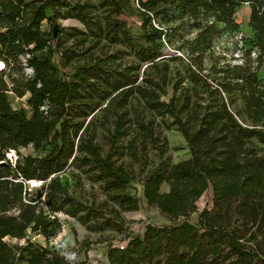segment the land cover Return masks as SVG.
I'll list each match as a JSON object with an SVG mask.
<instances>
[{
	"label": "trees",
	"instance_id": "16d2710c",
	"mask_svg": "<svg viewBox=\"0 0 264 264\" xmlns=\"http://www.w3.org/2000/svg\"><path fill=\"white\" fill-rule=\"evenodd\" d=\"M105 3L103 25L85 4L0 0V62L4 70H31L24 82L13 78L12 86L0 77V264H71L30 235L55 239L63 228L59 214L90 232H121L124 214L139 211L143 200L170 224H148L141 234L112 242L109 264H264V0ZM244 4L250 6L254 35L244 62H216L207 71V54L221 34L239 30L236 13ZM63 13L83 23L93 38L106 33L112 41L117 18L137 15L138 40L125 30L120 34L156 75L141 76V66L121 68L108 54L66 71L71 56L57 24ZM185 28L196 37L183 40L178 52L187 55L194 86L178 94V81L165 101L168 66L157 60L164 41L171 43ZM74 31L84 43L88 34ZM10 92L28 96L27 107L14 108ZM134 101L154 117L172 119L191 154L176 164L162 160L142 180V198L130 192L136 172L119 161L140 160L149 143L157 147L160 139L153 120L137 111L132 116ZM98 123L106 129V154L95 142ZM28 148L36 155L20 153ZM10 151L18 155L15 165L7 159ZM71 166L99 184L104 201H81L68 191L59 175ZM37 181L43 187L35 192ZM196 212L193 224L189 218Z\"/></svg>",
	"mask_w": 264,
	"mask_h": 264
},
{
	"label": "rangeland",
	"instance_id": "374dc122",
	"mask_svg": "<svg viewBox=\"0 0 264 264\" xmlns=\"http://www.w3.org/2000/svg\"><path fill=\"white\" fill-rule=\"evenodd\" d=\"M72 4H85L89 6V11L95 18L103 22L108 14V5L105 0H67ZM250 6L244 4L236 13V20L240 25L237 32L226 31L221 34L214 42L212 53L207 54L205 67L207 71L212 64L220 62L221 65L229 63L231 65L242 64L244 56L251 48V41L254 38L253 32L249 27ZM138 16L132 15L130 18H117L118 30L117 39L106 38V33L99 38H93L88 31V28L74 18H69L66 13H63L57 20L60 28L64 29L62 34L63 46L68 49V56H71V61L65 66L66 71H70L74 66L83 64L86 59L91 56L113 55L117 59L115 64L120 65L121 68L125 66H141V76L146 71L147 75L155 76L154 69L147 68L148 65L141 64L135 56V50L132 49L122 38L120 32L127 31L133 41H137L140 35V29L137 25ZM47 25L45 24V27ZM74 29L82 31L88 36L86 41L83 40ZM196 37V31L182 29L177 32L175 38L169 43L164 41L163 54L158 58L160 65L166 64L168 66V84L163 88L161 95L162 100H169L173 96L174 86L178 81H182L178 94L181 92L183 86L193 87L194 83L191 81L190 73H188V60L185 51H179V47L183 40H193ZM180 53V54H179ZM24 62V60H22ZM166 67H162L165 70ZM206 71V72H207ZM205 72V73H206ZM31 75V70L24 67V70L17 72L11 69H6L0 72V77H3L10 86H12V79L17 78L20 82H24ZM261 75H264L262 73ZM142 78L140 79V81ZM27 97L18 98L14 93H9V98L12 106L20 109L26 106ZM135 109H131L132 116L135 112H139L146 120H153L155 131L160 139V144L154 147L149 143L148 150L144 154H140V160H133L129 156L122 158L119 163L124 164L127 168L136 172V182L133 184L130 192L136 194L137 197L142 198V180L147 174L156 168L162 161H168L176 164L190 158V149L187 142L176 125H173L172 119L169 117L157 118L151 113L144 111L142 104L138 101L133 102ZM102 107H105L103 105ZM101 114L98 113L97 117ZM96 139L95 142L102 148L103 153L108 151V145L105 139L106 129L96 124ZM127 141H125V144ZM160 147L163 154L160 153ZM20 153L23 155H33L36 153L33 149H21ZM61 182L67 186L68 191L81 201L91 202L95 199L97 202L105 200L102 191L99 189V184L89 180V177L82 174L81 169L76 166L69 167L61 175H59ZM35 192L42 190V183L38 182L32 185ZM205 206V201L199 202V208ZM59 218L63 223L61 233L50 242L45 238L37 235H30L32 241L43 246L55 248L61 256L65 257L71 264H109L107 259V247L112 242H119L126 237H134L143 232L148 224L164 226L169 225L170 222L164 218L156 208L149 207L143 200L141 208L136 212L125 213L124 217L126 224L124 230L118 232L116 230H105L103 232H90L87 227L79 223L76 219L71 218L65 214H59ZM199 212L192 214L189 221L193 224L198 223ZM15 244L16 240H8Z\"/></svg>",
	"mask_w": 264,
	"mask_h": 264
},
{
	"label": "built area",
	"instance_id": "2783aa9c",
	"mask_svg": "<svg viewBox=\"0 0 264 264\" xmlns=\"http://www.w3.org/2000/svg\"><path fill=\"white\" fill-rule=\"evenodd\" d=\"M7 159L10 161L12 165H15L18 160V155L15 151H10L9 153H7Z\"/></svg>",
	"mask_w": 264,
	"mask_h": 264
},
{
	"label": "bare ground",
	"instance_id": "6f19581e",
	"mask_svg": "<svg viewBox=\"0 0 264 264\" xmlns=\"http://www.w3.org/2000/svg\"><path fill=\"white\" fill-rule=\"evenodd\" d=\"M5 69V64L3 62H0V72H2ZM37 182H33L34 185H36Z\"/></svg>",
	"mask_w": 264,
	"mask_h": 264
},
{
	"label": "water",
	"instance_id": "95a60500",
	"mask_svg": "<svg viewBox=\"0 0 264 264\" xmlns=\"http://www.w3.org/2000/svg\"><path fill=\"white\" fill-rule=\"evenodd\" d=\"M55 34L57 33V27L54 29ZM6 163L3 162L2 165H5Z\"/></svg>",
	"mask_w": 264,
	"mask_h": 264
}]
</instances>
